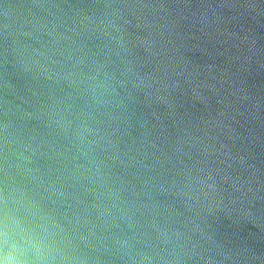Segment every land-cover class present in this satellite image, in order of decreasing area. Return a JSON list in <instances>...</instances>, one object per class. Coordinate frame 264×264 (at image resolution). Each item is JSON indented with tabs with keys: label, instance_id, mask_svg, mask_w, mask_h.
Returning a JSON list of instances; mask_svg holds the SVG:
<instances>
[{
	"label": "clouds",
	"instance_id": "9594fccd",
	"mask_svg": "<svg viewBox=\"0 0 264 264\" xmlns=\"http://www.w3.org/2000/svg\"><path fill=\"white\" fill-rule=\"evenodd\" d=\"M0 264H264V0H0Z\"/></svg>",
	"mask_w": 264,
	"mask_h": 264
}]
</instances>
